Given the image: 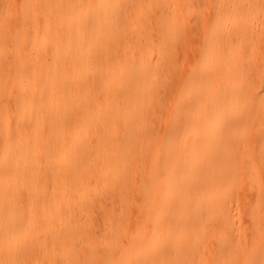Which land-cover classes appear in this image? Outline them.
Listing matches in <instances>:
<instances>
[{
	"label": "bare ground",
	"instance_id": "obj_1",
	"mask_svg": "<svg viewBox=\"0 0 264 264\" xmlns=\"http://www.w3.org/2000/svg\"><path fill=\"white\" fill-rule=\"evenodd\" d=\"M190 2L15 0L12 14L0 0V264H264V0H208L151 150L142 127L164 55L139 19L153 10L173 37ZM125 36L138 44L120 56Z\"/></svg>",
	"mask_w": 264,
	"mask_h": 264
},
{
	"label": "rangeland",
	"instance_id": "obj_2",
	"mask_svg": "<svg viewBox=\"0 0 264 264\" xmlns=\"http://www.w3.org/2000/svg\"><path fill=\"white\" fill-rule=\"evenodd\" d=\"M9 1L6 0V7L5 8H7L6 10H8V12H11L13 14V10H14L13 4H14V1L15 0H12V1L9 0ZM189 1H191L190 2L191 5L189 4V9L195 8L196 11L194 12V15H192V17L190 16V19H189V21H190L189 28L187 27L188 30L186 28L185 29L184 28H181L180 26H177L178 28L174 29L175 30V33H176V36L174 35L172 37L169 33H165L162 30V28H154L153 27L154 23H151L154 20V14H155V13H152L153 10H152V12H151V10L148 11L149 12L148 14L146 13L144 16H142L139 19V21H141V22H138V24L140 25V27L142 28V30L145 29L146 32L143 30L145 32V34H149V35H147V37H149V39H153V40L160 41L159 43H161V44H160L159 52L161 51L162 56L164 55L163 64L165 65L164 66L162 64L161 69H158V70L155 69V74L157 75L156 78H160V83H159L158 87L155 90V93L157 95L155 94V96H154L155 99H157L158 105H157V107L152 108L146 114V119L147 118L148 119L147 120L145 119L146 123H144V125L142 126V127H145V129L148 131V133L152 137V142L153 143H151L149 150L153 149L158 144L160 138L164 136V132H165V129H166V119L169 116L170 111H171V108L173 106L174 99H175V94H176V91H177V88H178V85H179V81H180L181 76H182L183 68H184V66L188 65V63H189V65H191L194 62V57H195L194 49L198 48L199 45L201 46V43H202V39H201V35L200 34L203 35V31L201 32L200 29L204 30V25H205V23L207 22V20L209 19V16H210V13L208 11V0L207 1L206 0H193V1L192 0H189ZM8 5H9V7H7ZM190 6H191V8H190ZM149 22L152 25H150ZM7 24H9V22H7V21L2 23V25H4V26H6ZM196 24H199V26H197ZM200 24H201V26H200ZM142 25H144V27ZM194 26H195V28H194ZM202 26H203V28H201ZM147 27H148V30H147ZM149 28H150V30H149ZM179 31H180V33H179ZM195 31H197L196 34H195ZM177 33H178V36H177ZM183 33H184V35H181ZM188 34H191V36L190 35L188 36ZM194 35L196 37H194ZM129 37L130 36H125L124 39H122V41L118 44V45L123 46V47H120V46L119 47H116V49L117 48L119 49L118 52H117L116 49H114L118 54H120V52L122 54L127 53L128 48L131 47V45L133 46L134 44H136L138 42L137 40L134 41L131 37L130 38ZM181 37H183L184 42H183V39ZM126 38H128V39H126ZM197 39H198V41H197ZM199 39H200L201 42L199 41ZM199 42H200V44H199ZM187 43L188 44L190 43V44L188 45ZM188 46H190V47L188 48ZM167 47H168L169 50L166 49ZM115 51H113V52H115ZM163 51H164V53H163ZM168 51H169V53H168ZM190 51L192 52V54H188ZM120 56H121V54H120ZM188 57L190 58V60H189ZM177 58H178V60H177ZM6 59L7 58H4L3 60H6ZM180 60L181 61L183 60L182 63H181ZM179 65H180V67H179ZM250 66L251 67L249 68V76L252 77V75L254 76L255 70H254L253 64H250ZM171 68H172V70H171ZM176 68H177V71H176ZM178 68L179 69L181 68V69L179 70ZM252 68H253V70H252ZM160 71L161 72L163 71L164 73L166 72L168 75L167 74H164L163 72L160 73ZM177 73H178V77H177ZM160 74H163V76L160 75ZM166 75L169 76V77H167ZM164 77L165 78L167 77V78L165 79ZM177 78H178V81H175V80H177ZM162 79H163V81H162ZM172 80H174L175 82H173ZM169 85H171L172 87L174 85L175 86L177 85V87H175V88L173 87L172 88ZM171 89H174V90H172L173 93H171L172 92ZM166 92H168L169 94L171 93V94L169 95ZM103 94L104 93H101L100 96H103ZM166 94H168V95H166ZM7 96H8V94L5 95V98L3 97L1 99V103L4 104V105H6L8 103V101L10 100V98L7 97ZM165 96L166 97L169 96V97L166 98ZM170 97H172V99H170ZM163 98H164V100L165 99H167V100L164 101ZM166 103H168V105H169L168 106L169 108H167V109H166V107H167ZM163 106H164V108H163ZM162 108H163L164 111L162 110ZM77 121H78L77 120V117L76 118L74 117L73 120L70 122V124H75ZM42 122H44V121H42ZM105 125H106L105 123L100 122L96 126H94L93 129H91V130L90 129H87V131H89L88 133H92L94 135L95 141L97 142V146L103 144L106 141L107 135L100 136V134H101L100 132L102 131V128ZM132 126L137 131H141L140 129H142L141 126H138L136 123L132 124ZM44 132H45V130H44ZM115 141L117 142L118 145H120L121 141H120V138L119 137H115ZM52 142H53V139H52ZM130 149H132V148H130ZM130 151H133V150H130ZM261 172L264 173V170L262 169ZM132 180L134 181V177L131 176L130 179H129V181H130L129 184L130 185L133 183ZM130 187L131 186L128 187V191H127V193H129V194H126L125 195L126 196L125 198H127L126 199L127 200V203L122 207V210H121V212H122L121 215L123 217L129 215L133 211V209H134V207L131 204V200L133 199V196H131V195H133V191L130 190ZM113 188H114V184L113 183H109L108 185H106L103 188V190L106 191V192H111L113 190ZM107 202H108V200H107ZM107 202L105 201L104 203L107 204L108 206L107 205L106 206L104 205V207H103L102 205H99L98 208H96V211L98 209L97 212L96 211H92V213H91L92 216L91 217L93 219L90 218V220H89L90 225H91V228H92L91 230L93 231L92 236L95 237V235L96 236L98 235L96 238L97 239L99 238L98 240H100V241H103V240L104 241H108L109 240V237L104 234V230H105V227H106V225H105V221H106L105 217H106V214H107V208L110 205ZM93 213L94 214L96 213L95 214V217H93ZM124 213H125V215H124ZM119 224L121 225L120 227H122V228H120V231L121 230L122 231L121 232L119 231L120 233H118V234H120V235H117V233H115L114 235H115V237H119L120 236L119 239L118 238L117 239L118 240H121L123 238V231H124L123 229H124V224L125 223L122 222V223H119ZM237 225L239 226L240 223H237ZM94 233H96V234H94ZM108 244H109V242H108ZM97 248H98V250L100 249L99 246ZM206 249H207V247H206ZM49 264H51V262Z\"/></svg>",
	"mask_w": 264,
	"mask_h": 264
}]
</instances>
